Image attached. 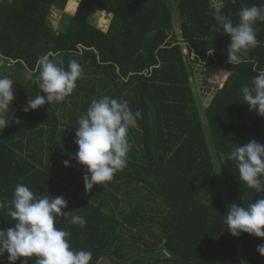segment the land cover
<instances>
[{
	"label": "trees",
	"instance_id": "1",
	"mask_svg": "<svg viewBox=\"0 0 264 264\" xmlns=\"http://www.w3.org/2000/svg\"><path fill=\"white\" fill-rule=\"evenodd\" d=\"M217 1V7L212 0H12L2 5L3 67L28 73L39 57L49 55L65 69L75 59L84 71L62 103L27 113L24 107L39 92L37 81L26 98L14 89L13 107L6 113L10 126L0 132V203L5 205L0 230L13 226L8 202L16 185L24 184L38 196L64 197L68 204L62 211L87 221L81 228L70 217H58L56 227L71 233L73 250L91 251L90 264L105 257L114 264H264L257 251L264 238L232 236L223 217L228 205L247 207L264 193L239 180L234 162L220 159L237 144L264 145V116L250 111L241 93L264 69V22L255 25L261 43L248 56L257 68L253 71V63L227 62L230 36L214 19L220 11L237 22L242 7L264 5V0ZM52 9L76 10L68 27L56 34ZM95 10L112 16L107 32L93 23ZM211 47L215 52L209 56ZM187 64L231 72L202 113ZM104 95L127 100L141 117L128 133L127 167L86 192L84 166L72 159L78 151L77 121L93 99ZM58 137L65 149L58 148ZM134 184L138 187L130 189ZM132 252L145 262L128 261ZM7 256H0V264H9ZM24 260L35 264L23 257L15 264Z\"/></svg>",
	"mask_w": 264,
	"mask_h": 264
},
{
	"label": "clouds",
	"instance_id": "2",
	"mask_svg": "<svg viewBox=\"0 0 264 264\" xmlns=\"http://www.w3.org/2000/svg\"><path fill=\"white\" fill-rule=\"evenodd\" d=\"M237 15V22L220 11L214 15L216 25L222 28L223 34L230 36L227 62L232 66L246 62L254 64L248 56L261 43L255 25L258 21L264 22V5L244 6ZM214 52L213 47L207 48L209 56ZM61 64L49 55H43L37 59L35 67L28 70L29 79L35 75L39 92L28 100L24 112L36 110L46 103H62L73 93L76 81L83 75V67L75 59L69 61L67 69ZM253 71H257L255 64ZM241 93L249 110L264 116V69L251 79L250 85L242 86ZM14 99L13 80L0 77V130L8 126L6 113ZM140 117L141 111L137 109L133 113L127 100L108 95L93 99L87 111L79 116L74 140L78 151L72 159L84 166L86 192L94 185L102 186L112 181L118 171L127 167V153L131 149L128 133L137 126ZM220 159L234 162L239 180L255 189L257 194L264 193V145L255 140L237 144L229 154L221 153ZM64 165L69 167V161H64ZM8 203L7 215L14 223L12 227L0 230V256L7 252L9 264H15L21 257L34 258L35 264H90L91 251L73 250L69 244L71 233L56 227L58 217L65 220L70 217L69 222L81 228L87 223L82 216L62 211L68 204L64 197L38 196L28 186L17 184ZM4 207L0 203V208ZM228 207L229 212L223 217L232 236L248 233L264 238V199H257L247 207L235 203ZM257 251L264 256V244L259 245ZM22 264H27V260Z\"/></svg>",
	"mask_w": 264,
	"mask_h": 264
},
{
	"label": "rangeland",
	"instance_id": "3",
	"mask_svg": "<svg viewBox=\"0 0 264 264\" xmlns=\"http://www.w3.org/2000/svg\"><path fill=\"white\" fill-rule=\"evenodd\" d=\"M5 2H12V0H0V20L2 19V12L3 7L2 5ZM80 0H78L79 4ZM77 4V7H78ZM212 4L214 6H218L217 0H212ZM67 5V4H66ZM66 7V6H65ZM77 9V8H76ZM76 12V10H75ZM75 12H67L61 9H52L51 10V21L54 25H56L55 28V34L60 32L61 30H64V28L68 27L70 24L71 18L74 16ZM93 23L99 28L100 30L107 32L111 23H112V16L106 14L103 11L95 10L92 14ZM177 38L180 43H182L181 34L180 31L177 32ZM184 52L186 50L183 49ZM188 67V73L190 75V85L196 100V106L200 113L204 111V109L209 105L211 102L213 96L216 94L217 91H219L222 86L225 84V82L228 80L229 76L231 75V72L227 70H223L220 68H214V67H205L200 64L198 65H189ZM221 72H228V73H221ZM7 76L8 78L13 80V90L17 89V92L19 93L18 97L20 98H26L28 94L32 91L33 83L36 79L33 77L31 79L28 78L27 73L19 71L15 67H3L2 63L0 62V77ZM17 81V85L15 86L14 82ZM17 93V94H18ZM13 104V102H12ZM68 108L73 112L75 111V104L68 103ZM79 106V104H78ZM10 108L13 107L12 105L9 106ZM77 114H79L77 112ZM60 128H63V126H60ZM138 187L137 184L131 185L130 189H136ZM142 195V192H140L139 197ZM156 229V228H154ZM140 233V232H138ZM156 235H158V230H155ZM144 235V233H142ZM144 236L147 235L145 234ZM139 250L142 249V245L139 244ZM162 248V245L158 247L160 250ZM138 253L132 252L130 253V256L128 261L130 260H139L145 262L143 257L137 256ZM127 258V257H126ZM121 262V261H120ZM98 264H114L110 258L105 257L101 259ZM145 264H147L145 262Z\"/></svg>",
	"mask_w": 264,
	"mask_h": 264
},
{
	"label": "crops",
	"instance_id": "4",
	"mask_svg": "<svg viewBox=\"0 0 264 264\" xmlns=\"http://www.w3.org/2000/svg\"><path fill=\"white\" fill-rule=\"evenodd\" d=\"M8 123H9V121L7 120V125L10 126ZM8 126L5 127L3 130H0V132L1 131L4 132V130H6L8 128ZM58 139H59V137H58ZM58 141H60L59 144H58V148H62L63 147V149H65V147H66V146H64L65 145V142L62 141L61 139H59ZM119 199H121V198L119 197Z\"/></svg>",
	"mask_w": 264,
	"mask_h": 264
}]
</instances>
